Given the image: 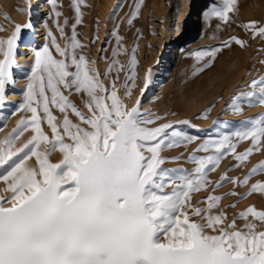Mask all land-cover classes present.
Listing matches in <instances>:
<instances>
[{"label":"snow or ice","instance_id":"obj_1","mask_svg":"<svg viewBox=\"0 0 264 264\" xmlns=\"http://www.w3.org/2000/svg\"><path fill=\"white\" fill-rule=\"evenodd\" d=\"M49 3L54 6L55 0ZM135 7L129 25L140 3ZM228 11L227 6H213L205 18L227 21ZM76 13L72 35L64 37L63 48L52 37L50 44L34 50L24 101L19 105L31 117L19 119L0 139V180L8 193L0 196V264H264V210L249 206L229 221L219 208L220 201L227 196L243 197L234 189L223 196L212 194L225 183L234 188L248 185L253 174L264 173V160L243 178L229 177L225 171L217 181L208 179L226 156L231 155L235 167H244L253 151L264 148V114L249 118L236 131L205 139L187 158L193 169L163 168L180 157H163L161 152L187 147L198 137L178 125L157 123L162 117L142 111L139 98L131 107L122 101L116 81L123 70L121 86L124 97H130L136 78L135 48L121 65L122 38L114 30L117 44L106 71L100 73L94 61L77 53L83 45L75 30L81 22L79 8ZM256 24L249 22L253 28ZM22 27L31 24H16L9 36L0 38V107L14 83L12 69ZM58 30L63 36V28ZM257 32L264 37V26L255 28L253 36ZM51 36L49 31L45 39ZM233 41L244 45L230 37L218 47L191 53L203 61L198 71L210 66L217 52ZM51 49L62 59H54ZM150 73L144 76L142 94ZM102 79L111 84L104 85ZM249 87L252 90L230 98L228 107L234 114L242 111L243 104L264 106V79L250 81ZM73 93L85 97L90 115L69 99ZM53 108L61 114L59 118ZM73 115L76 121L70 118ZM44 122L51 137L41 128ZM180 123L189 125L187 120ZM25 132H29L28 139L17 145ZM244 140L251 147L237 152V144ZM57 148L61 159L52 163L48 156ZM32 157L34 167L26 163ZM209 187V195L197 202L205 206L193 204L192 194ZM253 193L264 196V181L249 186L247 195ZM238 219L245 222L241 228L236 227Z\"/></svg>","mask_w":264,"mask_h":264},{"label":"rangeland","instance_id":"obj_2","mask_svg":"<svg viewBox=\"0 0 264 264\" xmlns=\"http://www.w3.org/2000/svg\"><path fill=\"white\" fill-rule=\"evenodd\" d=\"M30 1L0 0V26L3 28V31H0V38L9 36L16 24L21 26L31 24ZM137 3H140L138 14L129 25L127 21L131 18V13L136 11ZM213 6L218 8L227 6L229 9L227 21L215 16L205 18V13ZM13 8L16 9L14 11L21 12V19L12 15ZM77 8L81 13V22L76 25L75 30L77 39L83 45L82 49H77V53L85 55L90 63L94 61V66L100 73L106 71L112 59V49L117 44L116 38L112 35L114 30L122 38L123 53L118 58L121 65L128 62L131 49L136 50L135 86L131 89L130 97H124V88L121 86L125 79L123 70L116 81L122 101L131 107L139 98L142 111L162 117L157 123L178 125L182 131L198 137L187 147H174L161 152L163 157H180L179 160H169L162 165L163 168L193 169L194 164L188 162L187 158L205 139H215L220 133L236 131L245 127L244 122L249 118L264 114V106L258 103L255 106L243 104L242 111L237 114L228 107L231 97L252 90L249 87L250 81L264 79V63L261 62L264 61V37L258 32L255 36L252 34L255 28L264 26V0H55L54 6L49 3L50 12L44 13L42 19L45 27L48 21H51L53 26L52 36L48 37L47 43L50 44L54 37L56 43L64 47L66 43L64 37L72 35ZM37 20L36 22H39ZM251 21L257 22L255 28L249 25ZM36 22L34 19L33 25ZM61 27L63 36L58 30ZM28 30L29 28L22 27L16 47L15 66L12 69L14 83L8 86L6 103L0 107V126L3 127L0 139L16 126L19 119L31 117L30 112L19 109V105L24 101L25 86L35 60L33 57L27 59L26 63H20L18 59L21 54L19 48L25 43H30L26 39ZM230 37L239 38L244 41V45H237L233 41L228 47L217 52L210 66L198 71L203 67V61L198 62L190 54L197 50L218 47ZM44 45L43 42H36L33 47L35 50ZM101 48L105 51L101 52ZM51 51L54 59H62L55 54L54 49ZM2 58L0 54V59ZM149 70L150 82L142 94L141 89L145 88L144 76ZM101 82L106 86L110 85L109 79H102ZM161 82L165 87L158 91ZM76 95L73 93L69 99L81 112L90 115L89 111L75 100ZM54 110L55 108L51 109L53 115ZM185 120L189 121V125L180 123ZM41 128L51 137V130L46 122L41 124ZM28 137L29 132H25L16 144H22ZM43 147L41 145V148ZM249 147L250 141L244 140L237 144L236 150L243 152ZM261 160H264V148L253 151L244 167H235L236 162L231 155L226 156L220 162L217 172L209 173L208 179L217 181L220 174L225 171L229 177L243 178ZM26 163L32 167L36 166L35 157ZM2 172L3 169H0V173ZM257 181H264V173L253 174L248 185L234 188L232 184L225 183L212 192L214 195L223 196L234 189L243 197L237 199L234 196H227L220 201L219 208L227 213L229 221L249 206L264 210V196L258 193L247 195L249 186ZM0 187L3 189L6 187L2 180ZM211 191L209 187L207 191L193 193V204L204 207V204L197 202ZM6 195L8 193L3 191L0 196ZM233 203L235 207H228ZM236 223L237 228H241L245 222L238 219Z\"/></svg>","mask_w":264,"mask_h":264},{"label":"bare ground","instance_id":"obj_3","mask_svg":"<svg viewBox=\"0 0 264 264\" xmlns=\"http://www.w3.org/2000/svg\"><path fill=\"white\" fill-rule=\"evenodd\" d=\"M30 2H31V9H30L31 10L30 11L31 27L29 28L28 33H27V37H26L27 41H29L30 43H25L19 48L21 50L20 57L18 58L20 63L25 62L27 59H32L34 57V47L33 46L36 44V42H41V43L43 42L45 44V43H47V40L45 38H46L48 32L50 31L52 34V27L53 26L51 24V21L47 22L46 27L42 23L43 14L50 12L49 11V0H31ZM14 9L15 8L12 9L14 12L12 15L15 16L16 18L21 19L22 18L21 12H16V11H14ZM34 19H35V22H36V19H38L37 21H39V22H36L38 24L35 23L33 25ZM20 63H19V65H20ZM109 82L111 84V80H109ZM159 85L160 86L158 88V91L163 90L165 85L162 82L159 83ZM84 99H85V97H83L82 95L77 94L75 96V100L78 102V104H80L82 107H84V109H86L88 111V109L85 107V105L83 103ZM54 111H55V116H57L59 118L61 115L59 113V111L57 109H55ZM70 118L73 121H76V118L74 116H70ZM1 139H3V137ZM65 142H68L67 138H65ZM48 159L52 163L59 162V160L61 159V153L59 152L58 148H57V150H55V152L51 156H48ZM2 189L3 188L0 187V195L3 193ZM213 211H216V210H213ZM237 226H238V223H236V227Z\"/></svg>","mask_w":264,"mask_h":264}]
</instances>
